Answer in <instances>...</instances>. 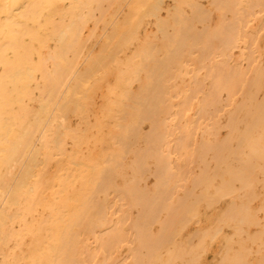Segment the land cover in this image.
Wrapping results in <instances>:
<instances>
[{
  "label": "bare ground",
  "instance_id": "1",
  "mask_svg": "<svg viewBox=\"0 0 264 264\" xmlns=\"http://www.w3.org/2000/svg\"><path fill=\"white\" fill-rule=\"evenodd\" d=\"M0 264H264V0H0Z\"/></svg>",
  "mask_w": 264,
  "mask_h": 264
}]
</instances>
